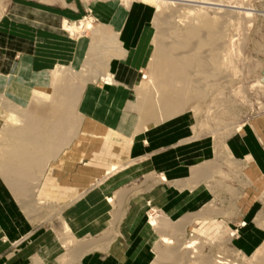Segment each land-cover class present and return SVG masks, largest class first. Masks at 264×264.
Returning <instances> with one entry per match:
<instances>
[{
    "label": "rangeland",
    "instance_id": "1",
    "mask_svg": "<svg viewBox=\"0 0 264 264\" xmlns=\"http://www.w3.org/2000/svg\"><path fill=\"white\" fill-rule=\"evenodd\" d=\"M194 1L216 5L214 10H204L207 18H219L227 25L224 33L225 47L218 51L220 77L224 76L227 79L220 84L217 90L210 89L206 100L194 103L184 114L152 127L146 132L139 133L135 137L137 147L132 153V158L126 161L123 160V165L127 166L129 162L131 163L130 167H126L125 171L119 172L120 174L117 173L115 176L112 175L103 181L102 185L106 188H103L102 196L104 200L106 198L113 199L114 203L110 208V213L116 214L120 210L119 205L124 196L128 195L126 199L124 197L123 211L125 212L132 199L145 197L148 191L155 189L157 185L162 183L161 176L159 177L152 172L151 166H147L150 161H148L146 155L139 153L146 139H148L149 146L145 149L151 148V151L152 149L159 150L186 141L203 140L210 143V146L211 144L215 146L216 155V159L210 164V167L220 166L217 170L208 171L211 175L217 171L211 183H205L211 194L205 187L200 189V192L202 191L201 199L211 202L203 207H210L201 210L199 214L193 217H199L205 214L206 211L220 213L221 215L218 217L227 216L226 212L222 213L218 210L250 211L244 220L251 230L249 233L246 232V235L237 234L238 228L243 229L240 227L242 223L235 225L236 219H233L234 224L232 226L236 229L233 232L235 237L230 238V235L223 236L227 226L223 222H219L218 217L214 218L215 223L206 226L201 222H196L192 228H185V233L183 237L181 236L183 239H181V243L187 244L197 241L203 245V250H201L202 252L198 250L200 245L190 250L191 260L189 261L185 256L187 251L180 249L179 254L182 259L179 264H202L200 260H197L200 254L218 261H229L235 264H256L253 256L264 244V181L257 184L254 181L255 177L250 176L243 165H234V160L227 155L225 144L229 138L250 121L264 116V0ZM132 4L136 5L138 9V13L133 16V19L136 28L139 30V32H136L139 47L130 54L123 51L122 43L118 40L119 33L116 31L114 23L109 21L114 18L117 24L122 25L125 20V11L129 10ZM116 7V12L119 13L114 15ZM34 10L42 11L43 14L54 13L58 15L59 30L61 32V37L56 40L58 42L54 43L47 40L46 37L48 36L44 33L39 35L44 50L41 55L46 56L47 62H41L38 65V70H45L49 66L66 69L68 73L75 75L78 82L85 86L84 98L104 84L105 88L103 87V89L107 98L104 103H100L101 107L96 117L98 120H101L104 116L105 110L112 108L113 104L119 100H124L121 102L127 109L129 103L132 102L131 97L125 96V91L123 94L118 95L112 93L114 86L105 84L103 79H96L98 74L94 72L93 74L97 77L93 74L88 75L85 72V66L82 64L88 58L94 64H99L100 60L106 62L111 57L117 56L115 59L128 63L130 71V79L127 80L128 84H126L128 86L122 87L126 89V93H134L136 87L147 76L149 62L152 60V53L155 49L154 39L157 30L154 25L156 16L154 7L140 2L129 4L127 0H0V27L1 24L7 21L9 22V28L12 29L14 26L23 23V17H25V21H28V18L32 19L34 16L26 15V13L30 14ZM166 10L165 12L170 15L172 23L178 29H184L189 17L185 7L172 5ZM20 14H24L22 18H20ZM27 23L34 24L30 21ZM89 23L93 26V30L86 29V25ZM146 24L148 27L147 32L149 31L151 34L150 38L146 33L143 36L141 34V28ZM25 30L28 34L35 33L33 26L25 28ZM95 30L104 35L97 36L94 33ZM10 35H13L10 31L4 32L0 28V97H3L8 104L17 109L24 110L28 104L26 99L19 94V88L33 84L31 81H33L35 75H33L29 66L34 62V56L28 55L30 57L29 63L25 66L29 70H23L21 73L15 72L16 74L10 73V66L12 64L18 65L21 62L25 50L22 47L23 43L13 41ZM111 38L113 40H110ZM95 48L99 50L98 56L89 57L90 51ZM118 50L119 54L117 53ZM70 58L71 60L67 63ZM74 59L75 62L72 61ZM118 69V63H114L113 74L116 75ZM99 70L101 75L108 73V69L103 65L99 67ZM17 80H20L21 84H18ZM84 98L81 99L78 107V113L83 118V124L89 118V109L96 104L94 99L86 101ZM84 104H87L85 111ZM118 110L116 113L121 112V109ZM123 114L120 113V116ZM8 118V109L0 105V131L8 122ZM123 137L131 139V135H124ZM77 140L78 138L74 141ZM79 163L82 164V167L79 168L78 173L72 176L78 175L81 169L88 164L84 161ZM144 164L147 166L146 169H132L136 165ZM119 175L120 178H118ZM116 177L122 181L119 180L115 183L113 179ZM103 178L93 179L85 189L93 186V191L90 192L93 194L100 188L97 183ZM113 183L115 185L111 186ZM131 191L132 193H130ZM36 196L38 197V194ZM33 198L35 197L29 195L21 197L17 201L3 180L0 179V221L9 226V221L12 220L13 223L10 224L12 226L11 237L17 238L23 235L24 239L20 244L12 246L8 243V239L0 233V264H37L45 259L47 251H50L53 246H56V251H60L59 257L62 264H66L69 249L68 247L66 249L62 242H65L68 238V242L69 240L71 242L80 236L83 239L90 237L87 233L81 235L74 228L71 234H66V224L72 227V223L68 222L67 218L73 212L74 206L72 203L74 201L56 202L46 199L42 200L46 204L38 205L37 202L32 201ZM235 204L242 208H237ZM253 204L255 207L252 206ZM186 211L194 214L199 212L193 204H189ZM152 217L159 219V221L162 218L165 219L155 206H149L145 212L142 235L150 242L147 264L158 263L156 250L157 246L161 245V236L158 230L150 225ZM193 217L187 216L186 219ZM181 221L173 222L179 223ZM168 235L172 236L173 234L168 233ZM67 236L69 237L66 238ZM101 236L102 233L94 236L95 241L90 248L111 241V237H108L99 242ZM96 239L98 240L96 241ZM177 246L175 242V245L172 244L168 247L176 249Z\"/></svg>",
    "mask_w": 264,
    "mask_h": 264
},
{
    "label": "bare ground",
    "instance_id": "2",
    "mask_svg": "<svg viewBox=\"0 0 264 264\" xmlns=\"http://www.w3.org/2000/svg\"><path fill=\"white\" fill-rule=\"evenodd\" d=\"M127 1L129 4L140 2L150 5L156 12L155 49L144 81L136 87L134 93H126V89L122 86H128L127 80L130 79L128 63L121 62L117 75L110 72L112 61L117 56L111 57L106 62L100 60L99 64H94L88 58L82 64L88 75L94 72L98 74V77L93 74L96 79H103L105 84L114 86L112 93L118 95L125 91L124 95L130 96L132 100L127 109L125 105L123 106L124 100H121L122 102L119 100L112 108L105 110L104 116L98 120L96 117L101 107L100 103H104L107 98L103 89L104 84L89 95L87 93L88 96L84 98L85 86L76 80L75 75L68 73L64 68L54 66L39 70L40 73L31 81L33 84L19 88V94L27 101L26 109H17L0 97V105L5 106L9 111L8 122L0 131V179L15 199L18 201L21 197L32 195L35 197L32 201L44 205L46 203L42 200H46L43 198L46 193L43 187L56 183L61 189H67L66 187L74 183V187H70L69 192L77 196L72 203L73 212L67 218V221L72 223V227L66 224V234H71L74 228L81 235L87 233L90 237L83 239L80 236L74 241L69 240L70 243L69 236L66 237L67 242H62L65 248L69 249L66 264H82L86 255L94 249L90 246L93 245L94 236L97 234L102 233L99 242L114 236L118 223L125 215L124 197L126 199L128 195L123 199L119 197L122 199L120 210L116 214L110 213L114 201L112 198L103 199V188L106 186L102 184L106 178L130 167L131 163L128 162L125 166L123 160L126 161L130 157L135 137L184 114L194 103L206 100L208 91L217 90L227 79L224 76L220 77L218 56V51L224 49L226 44L224 33L227 25L219 18L208 19L204 12V10L216 9L214 7L216 5L194 0ZM172 5L184 6L188 11L189 17L184 29H178L172 23L170 15L165 12ZM86 29L93 30V26L89 23ZM94 33L97 36L104 35L98 30ZM145 33L148 38L151 37L149 31ZM116 47L119 48L118 45ZM119 50L116 51L118 54ZM98 54L99 50L95 48L90 51L89 57H97ZM72 61L75 62V59ZM102 65L108 69L105 75L100 74L99 67ZM17 81L21 84L20 80ZM34 86L36 87L32 88ZM82 97L86 101L94 99L96 103L89 109V118L85 124L82 123L83 118L78 113ZM85 106L87 104H84V111ZM117 109H121V112L116 113ZM120 113L124 114L120 116ZM124 135H131V139L124 138ZM76 138L78 140L74 141ZM82 161L88 164L78 175H70L76 164ZM145 165H136L132 169H146L151 163ZM215 173L217 171L212 175L208 171L201 173L203 179L197 182L198 185L210 184ZM97 178H103L97 183L100 188L86 197L85 188ZM160 178L162 182H167L166 177ZM119 180L117 177L113 179L115 183ZM114 185L113 183L111 186ZM47 199L49 200L48 197ZM209 207L205 206L202 209ZM220 215L206 211L199 217L185 218L179 223L166 218H160L159 221L152 217L150 225L156 227L161 236V245L157 246L156 250L158 257L156 264H179L182 259L179 254L180 249L187 251L185 256L189 261L190 250L200 245L198 250L202 252L203 245L200 242L182 244L181 236L183 237L185 228H192L196 222H201L204 226L213 224L216 222L214 218ZM0 233L3 235L1 227ZM168 233L173 235L169 236ZM175 242L178 248L168 247L175 245ZM55 248L56 246H53L47 251L45 259L38 260L40 262L37 264H62L60 251H56ZM197 258L202 264H235L218 261L202 254ZM253 260L256 264H264V244L254 254Z\"/></svg>",
    "mask_w": 264,
    "mask_h": 264
},
{
    "label": "crops",
    "instance_id": "3",
    "mask_svg": "<svg viewBox=\"0 0 264 264\" xmlns=\"http://www.w3.org/2000/svg\"><path fill=\"white\" fill-rule=\"evenodd\" d=\"M116 10L117 7L115 8L114 15L119 13L116 12ZM125 12V20L122 25L117 24L114 18L109 22L114 23L116 31L119 33L118 40L122 43L123 51L132 54L139 47L136 33L139 32V30L136 28L133 19V16L138 13V9L136 5L132 4L131 8ZM43 13L42 11L40 12L37 10L31 11L30 14L26 13V15L34 16L32 19L28 18V21L34 24H28V21L24 20L25 17L22 18L24 14H20L23 23L14 26L12 29L9 28V22L7 21L1 24V30L4 32L10 31V33L13 34L10 35L13 41H21L23 43L22 47L25 49L21 62L18 65L12 64V66H10V73L16 74L21 73L23 70H29L25 65L29 63V56H34V62L29 68L33 72V75L39 74L40 71L38 70V65L43 61L47 62L45 58L46 56L41 55L44 50L42 49L43 43L39 39V35L44 33L48 36L46 39L52 43L58 42L56 40H59L61 37L58 15H55L54 13ZM31 26H33V31L35 33H26L25 28ZM147 30L148 27L146 24L141 28L142 36ZM70 60L71 58L68 59L67 63ZM114 63H118L119 69L121 66V62L118 59L112 61L110 68L112 74ZM119 69L117 74L119 73ZM147 140L148 139L143 142L144 146L140 148L139 153L146 155L149 159L148 161L151 163L152 172L159 177H166L167 182H162L157 185L155 189L153 188L151 191H148L143 198L136 197L132 199L129 203L128 209L125 211V218L123 217L119 223L114 236L111 237V241L100 243L96 248L94 247V249L86 255L82 264H147V257L150 253V242L142 235V228L144 227L143 224L145 222V212L149 206L157 207L162 214V217H165L167 220L178 222L185 219L187 216H196L201 210H203L202 207L205 204L211 203L201 199L202 191L200 192V189L205 187L208 192L209 190L205 183L198 185L197 182L201 181V178L203 179V176L200 175L201 173L210 170H217L219 168L220 165L216 168L212 166L210 167V164L216 159L215 146H212V144L210 146V143L203 140H195L180 142L174 146L165 147L159 150L152 149L151 151V148L145 149V147L149 146ZM136 145L135 142L128 159L132 158V153H134L137 147ZM225 148L227 155L234 160V165H243L248 174L255 177L254 181L257 184L264 181V116L255 118L246 124L241 130L237 131L227 140ZM81 167L82 164H77L76 168L72 169L70 172V175L78 173L77 171H79V168ZM50 170L48 174L50 173ZM72 185L70 187H74V185ZM57 186L58 185L55 183L43 187L45 188L44 192L46 193L43 198L47 199L48 197L49 200L56 202H72L76 199L75 195L69 192L71 190L70 187H66L67 189H61ZM93 188V186L88 187V189L84 191V195L88 196L90 192L93 191ZM57 189L60 190L58 191ZM189 204H193L194 208L199 210V212L194 214L186 211ZM235 206L237 208L239 207V205L236 204ZM252 206L255 207L254 204ZM239 208L241 209L242 207ZM218 211L227 213V216L218 217L219 222H223L227 226L223 236L230 235V238L235 237L233 232L236 229L232 226V224H234V222H232L233 219H236L235 225L242 223L240 227L243 229L238 228L239 231L237 234L246 235L251 230L244 220L245 216L249 215L250 211ZM12 223L13 221L10 220L8 226V224L0 221V227L3 235L8 239L9 243L12 246H16L24 239L23 235H20L17 238L11 237L12 226L10 224Z\"/></svg>",
    "mask_w": 264,
    "mask_h": 264
}]
</instances>
